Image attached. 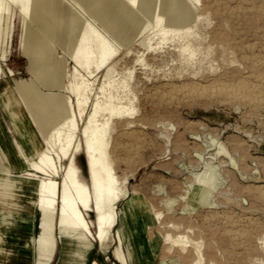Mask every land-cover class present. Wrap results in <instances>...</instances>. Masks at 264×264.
Wrapping results in <instances>:
<instances>
[{"label":"rangeland","instance_id":"374dc122","mask_svg":"<svg viewBox=\"0 0 264 264\" xmlns=\"http://www.w3.org/2000/svg\"><path fill=\"white\" fill-rule=\"evenodd\" d=\"M48 1L57 10L58 44L45 50L43 60H34L26 48L35 42V23L16 5L2 14L0 264H32L24 255L34 252L14 243L32 247L42 234L44 212L33 204L39 180L52 178L59 188L69 163L56 145L46 144L63 119L54 109L47 111L38 96L22 94V84L31 82L45 94H68L81 129L96 102L132 111L113 118L107 147L126 194L115 204L116 224L105 243L76 232L82 245L90 246L80 250L86 255L82 264H264V0H183L189 22L181 21L174 0H165L171 14L162 31L132 0ZM114 1L142 20L131 21L122 36L116 33L119 18L107 11ZM78 12L114 50L100 69L96 38L88 23L75 19ZM115 12L121 13L120 6ZM43 41L48 45L46 36ZM90 50L96 53L88 66L84 56ZM32 68L39 70V82ZM83 81L88 101L81 116L76 86ZM107 117L97 116L101 122ZM78 135L82 146L84 135ZM35 149L49 152L57 176L34 170ZM74 162L81 179L91 184L83 150ZM206 162L212 168L207 175L217 184L209 205L194 197L200 184L195 174ZM84 212L95 235L96 212ZM55 222L56 246L47 264L60 263V229L75 224L57 214Z\"/></svg>","mask_w":264,"mask_h":264},{"label":"bare ground","instance_id":"6f19581e","mask_svg":"<svg viewBox=\"0 0 264 264\" xmlns=\"http://www.w3.org/2000/svg\"><path fill=\"white\" fill-rule=\"evenodd\" d=\"M154 2H156V8L148 4L146 0H132L133 5L143 13L144 17L148 20H157L159 22V27L156 31H162L163 27L168 26V17H170L171 13L166 9L165 0H154ZM162 4L163 10L161 8ZM15 5L24 19L28 23H35L36 26L35 42L33 44L27 43L26 48L34 60H43L44 54L46 53L45 50L49 47L54 49L58 44V34L56 33L57 10L50 5L48 0H0V25L2 23L3 12H12V8ZM116 6H120L121 13L115 12ZM172 6L179 12L181 21L189 22L190 17L186 16L183 12V0H174ZM107 11L112 17L119 18L118 30L116 32L118 36H122L126 27L130 28L131 25L129 23L131 21L138 22L139 24L142 21L131 7L127 4L119 3L118 1L116 4L114 1ZM75 19L81 23L89 24L90 32L97 41V67L98 69L102 68L107 63L110 56L114 54V50L107 39L98 32L97 26L94 23L88 22L84 14L78 12L75 15ZM121 22H124L126 25L120 26ZM60 29H62V27ZM44 36H46L49 41L46 46L43 41ZM68 51L69 54L72 55L73 49L71 47L68 48ZM95 53V51L90 50L85 54L84 58L88 66L89 59L93 58ZM30 71L34 79L39 82L41 80L39 70L37 68H32ZM22 85L25 87L24 92H22L24 96H38L45 105L47 111L49 109H54L58 119L60 120V118H62L64 120H62L63 122L60 120L61 125H55L52 128V133L54 134L52 140L46 142L50 148L56 145L58 147V154L61 155L63 159H69L68 166L63 176V184L62 186L59 185L58 188L56 180L52 178L40 179L38 183V198L33 202V204H37L41 207L44 212L45 229L42 234L43 243L49 244L48 241L51 239L50 231L55 223L57 227L55 214L61 215L64 218H72L75 224L79 226L85 234L89 237L94 236L102 244L105 243L109 239L110 232L116 224L115 204L122 195L126 194V191L118 187L117 176L108 161L107 147L110 125L113 118L132 114V111L126 108L127 106H116L112 103L101 105V102H96L93 105L94 112L90 114L87 123L84 128L81 129L77 123V116L73 110V103L68 94H56L52 92L45 94L43 91L39 90V87L33 82ZM87 88L88 85L85 81H83L81 85L79 84L76 86L81 116L83 115L82 105L88 101L85 94ZM233 93L234 92H232V95ZM100 112L108 114L104 122L99 121L97 118ZM79 131L84 135L82 146L80 145L78 137ZM80 150H83L85 153L89 170L88 179L91 181V184H87L81 179L79 169L74 162L75 154ZM32 156V166L34 170L48 174L51 172L54 176L58 175L56 161L47 150L35 149ZM205 165L206 167L201 173L195 174L200 184L195 186L194 197L198 198L201 204L209 205L211 203L212 191L216 188L217 184L214 179H211L207 175L208 171L212 169L210 163L206 162ZM260 194L264 196V188L260 189ZM89 210L96 212L94 225L97 231L95 235H93L90 223L84 212ZM178 241H180V238H178ZM182 242L186 244L185 241ZM93 264L99 263L95 261Z\"/></svg>","mask_w":264,"mask_h":264},{"label":"crops","instance_id":"0c3cea01","mask_svg":"<svg viewBox=\"0 0 264 264\" xmlns=\"http://www.w3.org/2000/svg\"><path fill=\"white\" fill-rule=\"evenodd\" d=\"M44 227L45 226L43 224L42 229H41L42 234H43L44 229H45ZM76 232H81L84 235H87L76 224H74V225L73 224H71V225L64 224L63 228L60 229V238L63 241L64 250L62 251L61 259H60L61 261L59 264H82V262H84L86 260V255L82 254L80 252V250L86 251L87 249H89L90 248L89 243L85 242L86 244L82 245L83 240L81 242V239L78 238V235L76 234ZM42 234L39 233V235H37V236L34 235L35 240H34L32 247L25 246L22 243L19 244L18 242H16V244L14 243V245L29 248L31 251L34 252V256H32V254L30 255L28 253L26 255H24L27 257L26 259L28 261H32V262H30L32 264H47V261L45 259L50 258V256L53 254V252L55 250V246H56L55 230H53V228H52L50 231L51 239H50V241H48L49 244L43 243V240L41 239ZM70 246H73L75 248L70 250V249H68ZM36 249H38L39 257H40V259H38V260L35 259ZM88 258H89V256H88ZM13 263H14V261H13ZM15 264H23V263L22 262H16ZM49 264H50V262H49Z\"/></svg>","mask_w":264,"mask_h":264}]
</instances>
